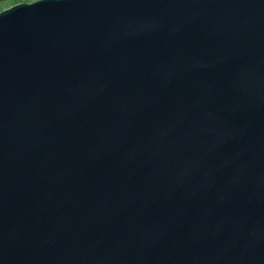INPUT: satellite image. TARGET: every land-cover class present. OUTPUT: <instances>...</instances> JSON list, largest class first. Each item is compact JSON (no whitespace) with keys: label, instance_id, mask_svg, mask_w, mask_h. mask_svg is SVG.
Returning <instances> with one entry per match:
<instances>
[{"label":"water","instance_id":"obj_1","mask_svg":"<svg viewBox=\"0 0 264 264\" xmlns=\"http://www.w3.org/2000/svg\"><path fill=\"white\" fill-rule=\"evenodd\" d=\"M0 264H264V0L0 12Z\"/></svg>","mask_w":264,"mask_h":264},{"label":"trees","instance_id":"obj_2","mask_svg":"<svg viewBox=\"0 0 264 264\" xmlns=\"http://www.w3.org/2000/svg\"><path fill=\"white\" fill-rule=\"evenodd\" d=\"M32 1L34 0H0V12H2V10L4 9L7 10L8 7L11 8L17 5V3H20V2L27 3V2H32Z\"/></svg>","mask_w":264,"mask_h":264},{"label":"rangeland","instance_id":"obj_3","mask_svg":"<svg viewBox=\"0 0 264 264\" xmlns=\"http://www.w3.org/2000/svg\"><path fill=\"white\" fill-rule=\"evenodd\" d=\"M34 1H37V0H34ZM34 1H32V2H34ZM21 3H23V2L17 3V5H18V4H21ZM27 3H31V2H27ZM8 8H10V7H8ZM8 8H7V9H8ZM5 10H6V9H4V10H2V11H5Z\"/></svg>","mask_w":264,"mask_h":264}]
</instances>
